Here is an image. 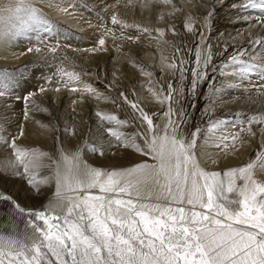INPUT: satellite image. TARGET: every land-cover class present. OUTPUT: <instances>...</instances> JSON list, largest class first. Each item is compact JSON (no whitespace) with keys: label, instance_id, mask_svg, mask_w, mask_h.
Wrapping results in <instances>:
<instances>
[{"label":"rangeland","instance_id":"1","mask_svg":"<svg viewBox=\"0 0 264 264\" xmlns=\"http://www.w3.org/2000/svg\"><path fill=\"white\" fill-rule=\"evenodd\" d=\"M37 1L43 4V8L39 5L37 9L47 19L51 31L41 32L40 40L34 32L20 33V37L15 39L17 51L12 58H8L14 63L0 64V77L6 76L4 82L8 84V89H0L6 92L0 97V136L8 141L15 138L17 147L28 151L31 156L44 154L36 161L42 165L35 170L38 180L47 181L45 175L53 167L57 148L72 137L69 126L58 117L68 119L77 127L81 113L79 106L66 101L63 95L58 102H52L49 92H43V95L38 91L41 86L52 85L66 93L71 92V87H76L77 91L70 93V98H86L83 109L87 122L84 123L97 139L96 144L89 146V154L100 162V167L107 165L108 169L118 166L129 168L137 161H148L150 158L130 148L116 147L115 139L108 135L109 129L119 130L127 136L136 135L137 143L142 146L143 137L151 136L145 131L146 122L141 124L139 113L131 108L132 103L152 118L157 134L163 133L168 126L169 107L176 113L171 119L177 122V126L182 123L188 111L186 106L190 107L201 80L193 89L196 79L193 72L198 70L197 51H201L202 55H211L201 89L206 88L208 81L212 84L205 103L209 102L202 106L208 120L196 127V130L200 129L197 142L205 144V139L210 136L207 128L217 120L227 122L223 134L228 135L239 132V121H243V127L247 129L249 117L264 116V95H258L247 81L241 83L231 75H222L223 65L214 61L219 48L234 52L240 48L251 50V38H264V26L255 19L261 13L252 9L243 11L242 0H173L170 5L156 0ZM249 14L251 22L243 19ZM113 15L120 23H112ZM100 39L105 41L103 46L99 44ZM205 44L208 46L206 51ZM29 48L33 51L28 52ZM36 48L40 51L37 52ZM170 64L173 66L169 67ZM65 73L75 74L78 79H70ZM253 81L264 83L256 77ZM65 83L68 87L64 86ZM86 85L93 89L91 93L85 91ZM169 85L172 88L171 100L161 103L160 100L169 95ZM101 87L116 92L118 102L115 111L105 112L112 108L109 104L112 98L98 94ZM29 93L35 95L28 102L26 119L25 101L16 97ZM94 104L105 111L94 110ZM97 112L115 115L127 124L118 126L101 121ZM251 127L255 135L240 133L243 143L237 142L235 146L243 150L248 162L254 160L258 152L264 153V125L253 124ZM21 128L23 135L20 134ZM45 142L48 146L43 144ZM225 143L231 145L228 141ZM110 144L113 146L109 147ZM93 146L97 147V153L91 151ZM100 150L103 155L99 154ZM9 161H15L12 149L0 144V167ZM19 170L23 172L22 167ZM49 184L48 181L42 184V195L34 196L26 179L4 177L0 178V191L7 193L25 209H39L49 201ZM27 219L10 220L5 225L12 230L8 234L22 237L25 231L30 233L32 230L27 225ZM3 223L0 218V224Z\"/></svg>","mask_w":264,"mask_h":264},{"label":"snow or ice","instance_id":"2","mask_svg":"<svg viewBox=\"0 0 264 264\" xmlns=\"http://www.w3.org/2000/svg\"><path fill=\"white\" fill-rule=\"evenodd\" d=\"M156 2L170 5L173 0ZM241 9L261 13L255 19L264 26V0H242ZM0 13L7 14V17L0 15V21L6 18L16 21V33L34 32L40 39L41 32L51 31L47 19L31 0H15L0 7ZM243 19L251 22L252 16ZM112 23H120L115 15ZM104 43V39L99 40L101 46ZM250 45L251 50L240 48L233 52L223 64L221 74L231 75L241 83L247 81L258 95H264V83L253 81L256 77L264 82V38H251ZM207 47L205 44V51ZM196 60L198 70L193 72L196 78L193 89L206 75L211 55L197 51ZM65 74L78 79L75 74ZM6 78L0 77V89H8ZM64 86L68 87L67 83ZM70 90L75 92L77 88ZM38 91L43 93L46 89L41 86ZM85 91L91 93L93 89L86 85ZM171 92L169 85V95L160 102L171 100ZM5 94L0 91V97ZM32 95L35 93L16 97L25 101L26 119ZM120 95L127 100L124 93ZM131 108L139 113L141 124L146 122V133H151L150 137H143V146L137 143L136 135L127 136L113 129L108 130V135L115 139L116 147L133 149L155 163L142 162L124 170L104 172L81 165L78 153L62 156L71 165L63 173L57 167L54 197L39 209H25L0 191V201H8L19 215L27 216V225L32 230L25 231L22 237L0 232V264H264V182L256 178L258 172H264V153L258 152L254 160L240 168L223 173L207 171L196 155L200 129L192 133L190 141L180 138L177 122L171 119L176 113L169 107L168 126L159 135L152 118L142 108L135 103ZM96 115L110 124H127L115 115L100 112ZM226 123L217 120L209 125L206 145L223 151L229 147L225 143L228 141L234 148L237 142L243 143L240 133L255 135L251 125H264V116L249 117L247 129L239 121V132L228 135L223 134ZM20 134L23 135L22 128ZM0 144L10 147L15 156V161L0 167V178L26 179L31 194L42 195L41 185L47 181L38 180L35 170L42 167L36 161L44 154L31 156L17 147L15 138L8 141L0 136ZM91 151L97 153L98 149L93 146ZM99 154L103 155V151ZM207 158L212 164L217 163L211 154ZM97 187L106 195L74 198L65 194V190L82 192ZM185 202L191 208L183 207Z\"/></svg>","mask_w":264,"mask_h":264},{"label":"bare ground","instance_id":"3","mask_svg":"<svg viewBox=\"0 0 264 264\" xmlns=\"http://www.w3.org/2000/svg\"><path fill=\"white\" fill-rule=\"evenodd\" d=\"M14 2L15 0H0V7L5 6L9 3H14ZM31 3L36 8L39 5L40 7L43 8V4L40 1L38 2L37 0H32ZM0 15L7 17L6 13H0ZM15 24H16V21L14 19L6 18L0 21V64H5L8 62L14 63L10 61L8 58H12L13 57L12 55L17 51L18 45L15 39L20 37L19 36L20 33L15 32V28H14ZM216 51H217V54L214 57V61L215 63H219V65H223L226 62V60L230 59L232 53L234 52L232 49H226V48H219ZM208 70L209 69L207 68L206 75L208 73ZM204 78L200 80L199 86L196 89V93L192 101L190 102V107L186 106L188 111L185 113V117L183 118L182 123L178 125L179 137L187 138V140L189 141L192 139V133L196 131V127L200 126L201 124H204L208 120V118L205 116V113H203L204 108H202V106L204 104L206 105L209 102L208 101L205 103V101L208 99L207 92L209 91L210 85L212 84L208 83L209 81L206 82L207 83L206 88L202 90L201 85H202ZM104 88L103 87L99 88V91L97 93L100 94L101 96L105 95V97L107 98H112L111 103H109L112 105V106L110 105L112 108L107 109V111H105V109H103L102 107L96 106L95 104L92 105V108L94 110L98 109L100 111L103 110L105 112L112 111V110L115 111L114 108L116 107V102H118L117 95L115 94L116 92L113 93L110 90L104 89ZM45 89L46 91L44 93L49 92L48 94L52 96L51 97L52 102L53 101L58 102V100L63 95L65 96L66 101L71 102V104H74V106H79L78 109L81 112L79 113V116H78V121L80 122V125L77 127L74 124L70 123L68 119H64L62 116L58 117L59 120L63 121L64 125L69 126L68 130L71 131L72 137L69 138L67 143L62 144L60 145V148H57L58 149L57 156L55 158L53 167L45 175L47 176L48 178L47 181L50 182L49 186L51 187L50 188L51 191L48 192L49 194V197H47L48 200H51L54 197V193L56 190L57 167H59V170L61 171V173H63L65 168L71 165V161H69L68 164H66L65 161L62 159V156L72 157L73 154L78 153L79 163L81 165H87L90 168L101 169L104 172L127 169L121 166H118V168L116 169H112V168L108 169L107 165L100 167L99 166L100 162L97 159H93L90 157V154H89L90 147L89 146H91L92 144H96L97 139L94 137L93 133H91V130L87 129L86 123H84L87 120V117L84 114L85 110L83 109L85 107L84 106L85 102H87V100L85 101L86 98L84 99L83 97H79V99H71L70 97L72 94L70 93H73V91H71L70 93L69 92L66 93L64 91H56V88H54L52 85H47ZM44 93L43 95H45ZM53 131H54V134H56L55 128L53 129ZM163 134L164 132L160 133L159 135H163ZM169 134L171 135V129L169 130ZM198 143L199 142H197L198 146L196 149V155L200 161V166L207 171H217V172L222 173L223 171L229 170L231 168L243 167L248 163V159L244 157V153L241 148H236V147L233 148L231 145H229L227 149L222 151L221 148H217V147L210 146V145L207 146L206 144H200V143L198 144ZM43 144L48 146L47 142ZM225 151L227 152V155L224 154ZM207 154H211V159H215L217 163L212 164L211 160L207 158ZM142 162H147L149 164L155 163V161L149 158L148 161H143V160L137 161V163L132 164L131 167L135 164L142 163ZM256 178L264 182V172H258L256 174ZM237 183L239 184L241 183V181H237ZM65 194L72 196L74 198H80L86 195H106L104 193H101L98 187L91 188V189H85V191H82V192L65 190ZM175 206L176 205H173V207ZM182 206L185 207L186 209L191 208V206L187 205L186 202ZM196 210L203 211L202 209H199V208H197ZM21 217L27 218V216L19 215L8 201H0V218L4 222L2 224L4 226L0 224V232L8 234V231L10 232L12 230H10V227L8 226L5 227V225H7V223L9 224L10 220L14 221V219L21 218Z\"/></svg>","mask_w":264,"mask_h":264}]
</instances>
